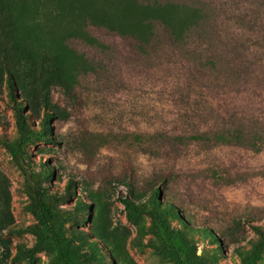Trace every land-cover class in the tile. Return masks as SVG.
<instances>
[{
	"label": "rangeland",
	"instance_id": "374dc122",
	"mask_svg": "<svg viewBox=\"0 0 264 264\" xmlns=\"http://www.w3.org/2000/svg\"><path fill=\"white\" fill-rule=\"evenodd\" d=\"M7 1L34 61L13 100L0 70V264H264V0Z\"/></svg>",
	"mask_w": 264,
	"mask_h": 264
},
{
	"label": "trees",
	"instance_id": "16d2710c",
	"mask_svg": "<svg viewBox=\"0 0 264 264\" xmlns=\"http://www.w3.org/2000/svg\"><path fill=\"white\" fill-rule=\"evenodd\" d=\"M14 7L9 1L0 0V70L5 74L6 89L12 100V88L15 82H19L17 83L18 87L22 89V81L26 78L27 71L34 61L30 51L23 42L24 35L26 36L25 32L30 35L32 33L31 29L33 28L24 23L23 15L25 13V5L17 9ZM54 61L53 59L49 62H42L40 60L39 76L44 75L46 63H51L52 67ZM47 73L44 75L46 81L49 77H53L52 72ZM22 75L23 78L20 81ZM13 110L18 136L14 142L4 143V147L9 153L11 161L25 180L24 191L38 207L37 219L43 228L33 231L34 235L37 236V243L33 251H40L49 247L58 248V244L56 243L59 240L58 234L50 226L54 222L52 211L56 202L54 199L47 197L44 194L43 188L40 186V179L44 174L48 173V170L46 168H40L37 173H33L27 169L21 157L20 147L33 133L26 127L24 118L21 116L20 105L14 104ZM44 130L45 126L41 131V135H44ZM58 257L63 264H69V257L64 248H58Z\"/></svg>",
	"mask_w": 264,
	"mask_h": 264
}]
</instances>
